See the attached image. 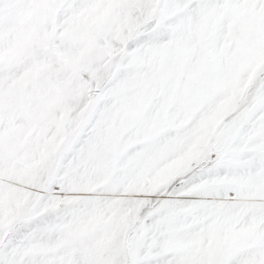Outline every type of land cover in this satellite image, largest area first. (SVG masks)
<instances>
[{
    "label": "snow or ice",
    "instance_id": "obj_1",
    "mask_svg": "<svg viewBox=\"0 0 264 264\" xmlns=\"http://www.w3.org/2000/svg\"><path fill=\"white\" fill-rule=\"evenodd\" d=\"M0 264H264V0H0Z\"/></svg>",
    "mask_w": 264,
    "mask_h": 264
}]
</instances>
